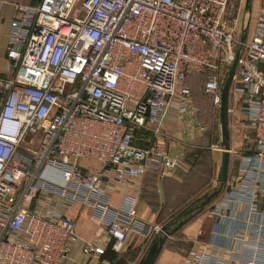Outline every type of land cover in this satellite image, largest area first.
Instances as JSON below:
<instances>
[{
  "label": "built area",
  "instance_id": "obj_1",
  "mask_svg": "<svg viewBox=\"0 0 264 264\" xmlns=\"http://www.w3.org/2000/svg\"><path fill=\"white\" fill-rule=\"evenodd\" d=\"M235 1L240 5L233 16L228 11ZM245 5L246 0L16 5L6 46L11 74L0 75V264H63L69 243L80 239L76 221L58 213L54 199H46L43 211L31 209L42 191L61 197L66 207L76 202L90 206L107 227L104 236L84 241L86 255L104 254L107 240L124 243L132 234L151 243L162 226L143 218L132 197L113 206L110 181L163 176L180 165L179 157L157 141L171 101L180 89L185 98L181 111L188 114L187 77L203 73L204 91L220 107L223 68L231 67L239 47L230 93L239 95L253 146L240 152V178H228L226 200L214 214L222 217L238 202L259 213L257 202L264 196V0L252 36L243 41L242 30L251 23L238 29ZM210 128L198 124L200 132ZM138 131L150 133L145 146L136 144ZM211 148L223 151L219 145ZM82 159L97 160L104 168H85ZM48 168L60 177L43 176ZM224 228L218 221L214 234L224 235ZM232 237L241 241L240 248L210 251L209 245L219 246L197 240L180 264H264L262 226L235 229Z\"/></svg>",
  "mask_w": 264,
  "mask_h": 264
},
{
  "label": "crops",
  "instance_id": "obj_2",
  "mask_svg": "<svg viewBox=\"0 0 264 264\" xmlns=\"http://www.w3.org/2000/svg\"><path fill=\"white\" fill-rule=\"evenodd\" d=\"M3 1L0 9V75L7 77L11 74V71L8 70L10 61L7 57L6 46L11 22L17 14L16 5L36 6L42 0ZM252 2L250 15L246 16L244 22L240 24L243 28L245 24L251 22L247 34L258 14L260 0H252ZM196 74H190L186 80L192 93L191 109L188 114L181 111V104L185 98L178 89L163 123L162 134L157 139L158 143L168 147L173 155L179 157L181 160L180 165L171 173L163 176L147 174L125 183L113 181V172L108 175L112 180L109 185V194L113 206H119L125 197H132L137 202L139 214L146 220L161 226L174 219L176 216L174 218H170V216L178 209L186 207L187 201L195 194L196 190L202 189L203 192L200 193L203 194L208 191L209 187L214 188L218 185L223 151L220 149L213 150L211 146L215 144L221 147L222 137L217 136V132L213 127L204 132L198 131L200 122L210 123L211 119L204 111L203 95L201 90L199 93L200 87L197 84V81L200 80ZM193 107H196L198 111H194ZM229 107L231 111L235 112L233 120L229 119L232 146L229 179L237 181L240 178L241 156L238 154L236 146L241 145L244 137L246 138L249 133L253 137V132L247 125V114L241 111L242 103L239 95L234 99L230 98ZM136 136V144L145 146L150 133L138 131ZM80 164L95 171H101L104 168L101 162L93 159H82ZM205 167L211 168L210 174L204 172ZM52 174L53 170L48 168L43 176L60 177L59 174ZM202 183H204L203 186ZM227 193L228 190L224 188L221 194L206 208L170 236L155 264H180L185 252L195 246L197 240L201 241L203 246L213 241L219 247L209 245L208 249L210 251L219 250L221 253H226V248L238 249L241 247V241L232 237L235 229L245 230L258 226H262L264 229V196H260L258 199V214L251 212L248 203L238 202L235 204L234 209L225 210L224 216H216L214 210L224 203ZM47 198L55 200L58 213L74 218L76 231L80 236L77 242L69 243L68 256L64 259L63 264H139L151 244H146L140 236L132 234L128 236L124 243H119L114 239L107 240L103 245L105 248L104 254L86 255L82 251L84 241H94L104 236L107 233V227L94 216L93 209L90 206L76 202L71 207H66L61 197L46 191L38 193L32 200L31 209L38 212L43 211L47 204ZM221 220L225 225L224 235L214 234L215 223ZM200 231H202V234H200Z\"/></svg>",
  "mask_w": 264,
  "mask_h": 264
},
{
  "label": "water",
  "instance_id": "obj_3",
  "mask_svg": "<svg viewBox=\"0 0 264 264\" xmlns=\"http://www.w3.org/2000/svg\"><path fill=\"white\" fill-rule=\"evenodd\" d=\"M252 9V0H246L245 11L250 14ZM247 35V28L242 30L241 39L244 41ZM240 47L236 51V59L230 67L228 76L225 79L222 92H221V104H220V116H221V137L223 145L222 153V165L218 174V185L215 189L206 193L205 195L197 198L184 210H182L174 219L165 223L161 230L152 239L151 244L147 250V253L139 262V264H155L158 256L160 255L168 238L180 230L190 219H192L197 213L202 211L207 205H209L214 199H216L224 190L225 185L229 178V168L231 161V132L229 123V98L230 90L233 83V79L236 73L238 58L240 56Z\"/></svg>",
  "mask_w": 264,
  "mask_h": 264
},
{
  "label": "rangeland",
  "instance_id": "obj_4",
  "mask_svg": "<svg viewBox=\"0 0 264 264\" xmlns=\"http://www.w3.org/2000/svg\"><path fill=\"white\" fill-rule=\"evenodd\" d=\"M253 4V2H252ZM239 2L238 1H235L233 2L232 6L230 7V10L228 11L230 15H236L238 13V8H239ZM246 11L242 10L241 13H240V21H239V24H238V29L241 28L240 24L244 22L245 20V17H246ZM253 31H254V25L252 24L250 29H249V32H248V35H247V38L251 37L252 34H253ZM230 68H223V76L225 77L224 80H223V83L225 81V79L227 78L228 76V72H229ZM196 76L199 78L200 81H197L200 89H199V93H200V90L202 92V95H203V108H204V111L207 113V116H209V118L211 119V122L207 124H210L211 127H213L216 132H217V136L219 135V137H221V116H220V107H217V106H214V104L212 103L210 97H208L205 92H204V83L207 79V76L206 74H196ZM230 98L231 99H234L235 96L233 94L230 93ZM230 98H229V106H230ZM233 116L235 117V112L234 111H229V119L230 120H233ZM230 132H231V128H230ZM253 137L250 136V133L247 135V137L245 138L244 137V141L242 142L241 145H238L236 146V150L238 152V154L240 155V152L242 151H248V149H250L252 146H253V140H252ZM241 142V141H240ZM221 144H222V140H221ZM223 147V145H222ZM222 165V164H221ZM204 172L207 173V174H210L211 173V168L210 167H205L204 168ZM204 183H202L201 185L203 186ZM208 184V183H207ZM206 184V185H207ZM215 189L212 188V187H209L205 193L201 194L203 192L202 189H198L195 191V194L189 198V200L187 201V205H185L186 207L188 205H190L193 201H195L198 197H201L203 195H205L206 193H210L212 192L213 190ZM201 192V193H200ZM201 194V195H200ZM186 207H184L183 209H178L175 213H173V215L170 216V218H174L175 216H177L182 210H184ZM207 207V206H206ZM205 207V208H206ZM199 214V213H198ZM172 220V219H171ZM169 222V221H168ZM147 253V251H146ZM145 253V254H146ZM145 256V255H144Z\"/></svg>",
  "mask_w": 264,
  "mask_h": 264
},
{
  "label": "trees",
  "instance_id": "obj_5",
  "mask_svg": "<svg viewBox=\"0 0 264 264\" xmlns=\"http://www.w3.org/2000/svg\"><path fill=\"white\" fill-rule=\"evenodd\" d=\"M193 74V73H192ZM197 74H199V73H197ZM203 74V73H202ZM190 75V74H189ZM188 75V76H189ZM188 78V77H187ZM205 92V91H204ZM205 94L208 96V97H210V99H211V101H212V98H211V96L210 95H208L206 92H205ZM213 103V102H212Z\"/></svg>",
  "mask_w": 264,
  "mask_h": 264
}]
</instances>
